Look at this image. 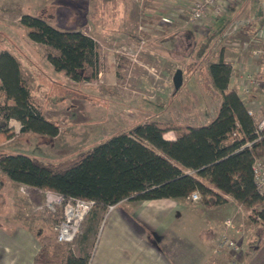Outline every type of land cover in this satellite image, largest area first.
<instances>
[{"label": "rangeland", "instance_id": "obj_1", "mask_svg": "<svg viewBox=\"0 0 264 264\" xmlns=\"http://www.w3.org/2000/svg\"><path fill=\"white\" fill-rule=\"evenodd\" d=\"M120 2L113 8L106 0H0V51L9 50L16 57L36 107L45 119L58 126V134L51 138L21 133L12 121L0 136L1 154H22L55 163L88 151L138 123L156 120L199 127L216 118L220 96L212 88L205 66L216 59L222 39L218 37L201 57L196 56L207 33L197 36L195 41L187 39L184 32L190 23L186 12L176 16L172 12L163 13L160 0ZM21 15L35 16L59 30H80L92 37L98 57L95 77L75 82L56 72L43 58L39 45L28 39L19 24ZM173 22L182 23L185 29L176 30ZM228 24L245 34H258L264 26V0H243L239 15L230 17ZM175 32L180 36L174 35ZM176 70L181 71V84L175 90ZM233 89L246 104L254 101L255 110L264 106V82H259L248 94L242 95L236 85ZM3 102L0 96V104ZM32 197L34 204H42V192ZM27 206L25 203L21 208L24 216L44 219L43 235L51 237L46 242L54 244V217L48 212L31 214ZM237 207L224 221L229 219L231 228H240L247 235L244 222L247 218L251 228L262 229L261 235H253L248 243H243L241 237L229 236L231 228L226 231L223 221L213 240V255H224L223 264H242L246 248H252L257 251L244 264L250 261L253 264L264 245V224L253 223L250 212ZM83 231L82 228L77 239L67 245L75 256L91 249L94 252L99 224L81 245ZM222 234L238 247L237 251L218 246ZM261 255L264 264V253Z\"/></svg>", "mask_w": 264, "mask_h": 264}, {"label": "trees", "instance_id": "obj_2", "mask_svg": "<svg viewBox=\"0 0 264 264\" xmlns=\"http://www.w3.org/2000/svg\"><path fill=\"white\" fill-rule=\"evenodd\" d=\"M112 3L116 0H106ZM19 24L30 41L39 45L48 64L72 81H89L96 75L97 45L80 30H59L41 18L21 15ZM209 41L196 51L201 57ZM212 88L220 96L216 118L205 126H189L156 120L133 125L111 135L90 150L59 162H43L22 154L0 153V173L10 181L40 192H53L65 199L93 201L81 229V245L95 231L110 206L126 200L188 199L193 191L202 204L213 205L230 197L250 212L251 221L264 224L263 197L254 186L252 164L264 158V138L250 148L255 121L236 90L229 87L232 66L219 57L205 66ZM0 133L11 119L19 132L55 137L58 126L45 119L31 90L21 77L16 57L0 51ZM12 101L13 104H7ZM173 140L164 139L167 132ZM233 131L236 136L230 138ZM57 222L58 213H49ZM37 235L39 249L33 264H90L93 249L75 256L64 243H48ZM95 246V245H94ZM94 248V247H93Z\"/></svg>", "mask_w": 264, "mask_h": 264}, {"label": "crops", "instance_id": "obj_3", "mask_svg": "<svg viewBox=\"0 0 264 264\" xmlns=\"http://www.w3.org/2000/svg\"><path fill=\"white\" fill-rule=\"evenodd\" d=\"M160 1L163 13L172 12L175 16L183 13L171 9L174 8L173 1L178 3L181 0ZM242 1L235 0L228 4L226 12L214 19L205 40L209 41V47L218 37L222 39L215 60L221 57L232 69L244 62L247 69L253 70L258 60L253 58L252 52L254 49H264L260 46L264 43L258 39L257 34H245L242 30L230 28L228 24L230 17L239 15ZM121 3L120 0L115 2L117 5ZM127 4L132 5L129 1ZM171 24L176 30L185 29L180 22ZM186 29L184 35L187 39L195 41L200 36L191 26L187 25ZM177 34L180 33H174ZM232 83L237 87L232 79L230 88L234 87ZM237 90L240 91L238 87ZM12 121L20 128L19 122L14 119L9 120L7 126ZM163 137L173 140L174 134L169 131ZM23 190L26 192L23 193ZM38 193L41 192L16 184L0 173V264H33L39 249L37 235H43L46 228H42L46 225L42 218L27 219L30 217L24 216L21 208L25 203L28 208L38 206L32 197ZM236 208V203L230 197H224L223 202L216 205L209 203L198 206L189 199L123 201L108 211L99 222L98 239L90 264H223L224 255H213V240L224 219ZM32 213L46 212L31 210ZM244 219L248 227L247 235H243L240 228H231L229 236L235 239L241 237L243 243H248L253 235L259 237L262 229L254 230L248 219ZM246 249L242 264L257 251ZM262 253L264 245L257 252L253 264H262ZM250 263L252 261L247 262Z\"/></svg>", "mask_w": 264, "mask_h": 264}, {"label": "built area", "instance_id": "obj_4", "mask_svg": "<svg viewBox=\"0 0 264 264\" xmlns=\"http://www.w3.org/2000/svg\"><path fill=\"white\" fill-rule=\"evenodd\" d=\"M235 0H181L174 3V12H186L190 26L197 32L198 35H203L209 31L214 19L223 15L228 4ZM171 2V1H170ZM172 3V2H171ZM168 8V7H167ZM258 39L264 43V27L257 34ZM253 58L257 61L253 70L247 69L244 62L238 64L236 69L231 71V79L235 80L237 87L243 94H248L251 88L259 82H264V49H254L252 52ZM254 101L247 102V114L252 116L255 121V138L253 141H247L242 147L250 148L253 143L264 138V106L255 110ZM236 136V131H233L230 138ZM252 177L256 191L262 195L264 204V158L255 159L252 164ZM197 206L201 205V198L197 191H193L189 198ZM94 202L81 199H65L62 195L45 191L43 192V202L38 206H31L30 210H40L48 213H58L59 217L56 224L53 226L55 241L71 245L79 236L82 222L85 216L93 209ZM114 206H110L107 211H110ZM224 228L227 231L231 228V221H224ZM219 247L231 248L235 251L238 247L228 239L226 234H222L218 243ZM241 249V248H240Z\"/></svg>", "mask_w": 264, "mask_h": 264}, {"label": "water", "instance_id": "obj_5", "mask_svg": "<svg viewBox=\"0 0 264 264\" xmlns=\"http://www.w3.org/2000/svg\"><path fill=\"white\" fill-rule=\"evenodd\" d=\"M174 89L176 90L181 84V71L176 70L173 77Z\"/></svg>", "mask_w": 264, "mask_h": 264}]
</instances>
